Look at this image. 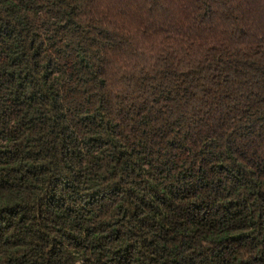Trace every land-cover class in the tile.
I'll use <instances>...</instances> for the list:
<instances>
[{
	"label": "trees",
	"instance_id": "trees-1",
	"mask_svg": "<svg viewBox=\"0 0 264 264\" xmlns=\"http://www.w3.org/2000/svg\"><path fill=\"white\" fill-rule=\"evenodd\" d=\"M0 264H264V0H0Z\"/></svg>",
	"mask_w": 264,
	"mask_h": 264
}]
</instances>
